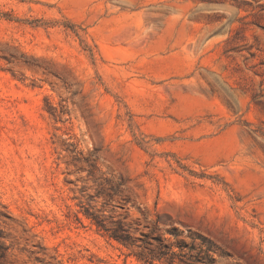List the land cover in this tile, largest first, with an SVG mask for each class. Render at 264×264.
I'll return each instance as SVG.
<instances>
[{"label":"rangeland","instance_id":"rangeland-1","mask_svg":"<svg viewBox=\"0 0 264 264\" xmlns=\"http://www.w3.org/2000/svg\"><path fill=\"white\" fill-rule=\"evenodd\" d=\"M86 213L264 264V0H0V264H149Z\"/></svg>","mask_w":264,"mask_h":264},{"label":"trees","instance_id":"trees-1","mask_svg":"<svg viewBox=\"0 0 264 264\" xmlns=\"http://www.w3.org/2000/svg\"><path fill=\"white\" fill-rule=\"evenodd\" d=\"M95 164H91V173L94 171ZM88 217L92 218V220L96 223V225L99 227V229H103L110 237L115 238L117 241H119L121 244H123L125 247L130 249L129 254L135 255L139 260L153 264L155 260L159 261H167L168 264H176L175 258L178 253H176L173 250V246L176 244L178 245L179 242L176 240L175 242H171L169 244H166L163 242V239L157 238L161 244V247H166L168 251L161 250L159 248L158 250L149 249V241L147 237H149L148 233H145L141 231L140 235L134 233L131 230V226H127L123 221H112L114 224L109 225L105 218L101 217L99 214L94 213H86ZM173 235L177 238V233L172 232ZM0 238H2V233L0 231ZM204 240H207L206 237H203ZM180 248L182 245H178ZM148 248V250H147ZM171 252V254H168V252ZM6 252L4 249H2V256L5 255ZM206 257L207 252L205 253ZM204 257V258H206ZM202 264H209L207 261H202Z\"/></svg>","mask_w":264,"mask_h":264}]
</instances>
